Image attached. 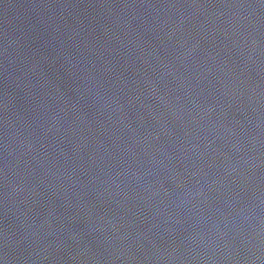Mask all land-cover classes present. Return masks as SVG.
Masks as SVG:
<instances>
[{"label":"water","instance_id":"1","mask_svg":"<svg viewBox=\"0 0 264 264\" xmlns=\"http://www.w3.org/2000/svg\"><path fill=\"white\" fill-rule=\"evenodd\" d=\"M0 264H264V0H0Z\"/></svg>","mask_w":264,"mask_h":264}]
</instances>
